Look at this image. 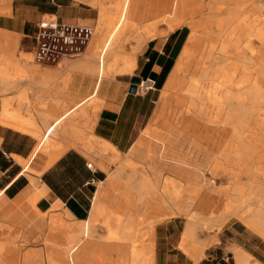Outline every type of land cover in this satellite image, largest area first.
<instances>
[{
	"label": "crops",
	"instance_id": "crops-1",
	"mask_svg": "<svg viewBox=\"0 0 264 264\" xmlns=\"http://www.w3.org/2000/svg\"><path fill=\"white\" fill-rule=\"evenodd\" d=\"M150 1H147L143 9L135 11L131 18L142 22L145 18L153 17L155 11H161L166 7L163 5L167 4L168 0L158 7L155 6L154 1ZM98 2L91 0L87 5L80 0H0V55L9 59L3 66L13 67L12 58L14 56V60L18 61L19 53L30 54L32 37L36 30L35 24L44 17L54 16L61 23L93 25L95 31L101 17ZM108 7L111 11H117L119 5L108 3ZM120 9L118 22L106 27L107 38H102L99 43L92 46L89 45L88 54L85 51L77 59L66 60L67 62H63L59 69H57L58 65L38 66L39 69H50L52 72L48 71L40 75L36 83L23 82L21 87L27 88V92L11 90L6 93L7 97L21 93L20 101L49 99L65 101L69 105L79 103L78 107H83V112L89 121L83 118L77 120V124L65 122L69 128L64 127L62 133L67 134L68 137L66 139L60 137L56 142L46 139L40 148L44 154H37L36 148L39 144L36 138L41 136L39 135L41 131L35 121L36 118L43 120V127L48 129L43 119L44 115L40 112L46 107L35 105L37 111L33 112L31 107L26 109L19 102L17 109L15 107L14 111H10L7 102H3L0 109V209L3 213L11 209L29 210V217L45 213L49 217L51 224L49 229L52 233L55 229L59 233L69 230L68 234L56 238L60 241H57L58 243L63 244L62 246H49V243H46L51 252L49 255L51 264H123L124 253L117 244H114L113 253L109 256L106 252H102L104 256H101L102 260L98 262L97 253L102 249L87 238L94 221L99 218L108 219V213L100 200L108 188V182L103 184L106 174L102 169L93 165L91 169L85 167L84 163L87 159L82 152L88 151L89 145L90 149L99 156L107 153L112 159H118L119 153L129 152L135 146L136 133L141 127L147 124L143 134L156 135L158 125H163L168 118L174 100L178 101L179 107L184 108L180 94L188 97L181 88L186 73L175 75L176 63L191 34L190 32L187 35L181 27L161 37L159 36L162 31L157 29L158 33L155 36L148 38L150 40L146 39L144 43L148 41L142 44V48L139 51L135 50L134 67L130 74L115 75L112 80L98 78L101 77L106 65V60H102L101 55L103 54L104 57L108 53L111 57L113 53L117 54L114 46L123 44L129 30L137 33L140 29L127 27L124 22L126 9L124 7ZM147 32L141 37H146ZM134 47L135 45L132 46V50ZM122 64L114 62L110 71L115 73L114 70ZM32 66L37 65L32 63ZM91 66L99 67L102 70L100 75H93L96 70L87 68ZM31 73L34 77L38 75L35 70ZM49 74H51L50 79L47 78ZM64 75L68 78H61ZM132 76L138 77L143 83L152 82L151 89L144 94H129L127 89ZM60 78L61 81L66 82L65 87H61ZM15 84L16 82L7 79V76L0 74L1 90L11 89ZM50 84L52 90L49 98L42 96V90ZM95 86V96L99 101L93 104V109L101 107L92 123L87 101L93 94ZM143 86L145 87L146 84ZM81 101L83 103H80ZM61 104L57 105L58 109H65ZM20 109L23 111L29 109L31 115L27 118L23 115L21 118L17 113ZM152 122H157L156 128L153 127ZM86 123L90 125L89 129L83 128ZM76 130L82 134L83 143L75 140L74 137L79 136ZM119 164L121 168L133 165L128 157L120 159ZM184 166L183 168H187ZM136 172L139 171L133 174ZM118 173L119 169L110 174L117 176ZM183 177L187 178L186 175ZM177 183L171 179L163 183L161 196L164 207L151 209L152 215L146 222L147 229L144 234L138 235L133 240L129 219L119 225L115 217L114 225L110 227L108 235L105 231H100V235L108 236L109 240H100V242H138L142 245L141 251L136 249L135 254L129 253L137 257L138 261L134 264H197L199 261L204 264H264V239L238 219L224 221L220 230L214 235L195 232L193 239L184 236V234L192 235L194 232L188 223L194 221L192 217L184 222V227L183 224H179L180 221L175 216L165 220H162L164 217L159 219L168 212V208L171 207L170 202L175 200L180 184ZM132 188L139 192V195L143 194V190L156 189L145 181L144 177L137 179ZM137 201L141 202L142 198L139 196ZM154 201L156 203L155 199ZM176 211L180 212L179 209ZM192 215L194 217V213ZM67 219L72 220L73 224ZM194 222L196 227H202V223L198 220ZM42 224L44 223L40 219L33 223L36 227ZM33 254L38 256L39 251L23 256L22 264H28L29 256ZM30 261L34 259L31 257ZM35 264H38V261L35 260Z\"/></svg>",
	"mask_w": 264,
	"mask_h": 264
},
{
	"label": "rangeland",
	"instance_id": "rangeland-1",
	"mask_svg": "<svg viewBox=\"0 0 264 264\" xmlns=\"http://www.w3.org/2000/svg\"><path fill=\"white\" fill-rule=\"evenodd\" d=\"M80 1L88 5V1L91 0ZM147 1L150 0H137L135 6L130 7L131 0H100L101 6L106 9L102 32L103 38H107L105 33L106 27L118 22L120 7L126 9L124 22L127 27L140 29L137 33L129 30L124 37L123 44L114 46V51L117 54L113 53L111 57H103V54L101 55V59L106 60V65L103 68L101 77H98L99 79L112 80L115 75H118L110 71L113 66L112 64L114 62L121 64L125 60H128L131 54L135 53V51H132V46L135 45L134 40L152 37L148 34L146 37H141L151 28L155 29L156 34L158 33L157 29L162 31L159 37L180 27L187 35L191 32L187 26L181 25L182 18L174 19L171 17L176 0H168L167 4L163 5V7L166 5L164 9L155 11L152 15L153 17L145 18L142 22H138L134 18L132 19L131 17L136 13L135 11L143 9ZM152 1L155 2V6L157 7L165 2V0ZM259 1L262 7H259L257 14L240 13L243 22L255 21L259 25H264V19H262L264 15V0ZM204 2L203 5L212 2V0H204ZM108 3L118 4V10L111 11ZM91 8L97 11L95 7L91 6ZM203 13H206V11ZM127 17L129 18L128 20ZM192 17L196 20L203 18L202 15L197 16V14H194ZM226 17L227 14L219 13L211 24L209 22H202L204 28L198 29L197 35L200 40L195 54L198 52L197 55L201 56L211 53L209 59L211 60V65L216 64L217 66L231 68V72L235 74L232 80L239 81V78L243 77L246 80L244 85L247 88L251 86L260 88L262 102L260 103L259 100L257 103L247 102V120L242 128L238 130L241 137L240 140L235 138L234 122L236 118L232 110L226 106L218 109L217 106L212 104L214 99L218 100L221 98L222 92L217 91L215 93V91L204 88V91L199 93V96L195 98L180 94L183 98L184 104L182 105L184 108L179 107L178 101L174 100L168 118L163 125H158L156 135L147 136L143 134L147 124L141 127L136 133L135 146L129 152L119 153L118 159H112L107 153L99 156L88 145V151L82 152L83 156L93 166L105 172L106 179L103 181V184H107L108 182V188L100 198L105 211L108 213V219H97L87 233V238L91 239L102 249V251H98L97 253L98 262L102 260L101 256H104L102 252H106L107 256L113 253L112 247L114 244H117L124 253L123 264L127 262L134 264L138 261L137 257L131 255L132 253H136V249H140L141 251L142 245H139L138 242L129 243L121 241L115 243L100 242V240H109L106 235H108L110 227L114 225L115 217H117L116 220L119 222V225H122L123 222L126 223V219H129L128 223L131 225L130 231L133 235V240L138 235L144 234L147 229L146 222L152 215L151 209L153 207H164L161 195L163 193V183L168 179L180 184L175 200L170 202L171 207L159 219L164 217L162 220H165L166 218L175 216L180 221L179 224H183V227L185 226L184 222L188 221L190 217L194 221L198 220V222H201L202 227H196L194 221L188 222L194 232L192 235L184 234L187 238L193 239L195 232L214 235L220 230L222 223L228 219H238L246 226L244 220L247 219L248 210L250 209L260 211L264 217V38L258 39L256 37V30L243 32V26L237 27L234 21L230 22L228 28L223 27L226 23ZM95 37H97V32L94 35ZM143 45L137 48V51ZM220 49H225V51L221 53ZM88 53L89 49L87 50ZM6 61H9V59L0 55V74H4L7 76V79H11L16 84L13 88L6 91L0 89V109H2L3 102H7L10 111H14L15 107L17 109L19 102L26 109L31 107L33 112L37 111L34 107L35 105H44L46 107V109H41L40 112L44 115V118H42L48 129L46 130L43 127V120L36 118L35 121L41 131L39 134L41 136L36 138V142L39 144L36 148L37 154H44L40 151V148L46 139L56 142L60 137L64 139L68 137L67 134L62 133L64 127L69 128L65 125V122H76L77 124V120H82L83 118L89 121L85 112H83V107H78L79 103L69 105L65 101H52L49 99L47 101L26 99L20 101L21 93L28 91L26 90L27 88L21 87L23 82L32 81L36 83L40 75L48 71L52 72V70L39 69L38 66H32L30 54L19 53L18 61H15L13 56L12 61H14V66L11 68L3 66ZM63 62L67 61H62L57 66V69L62 67ZM197 62H200V60L198 59ZM236 67L239 69L237 72L234 70ZM87 68L95 69L96 73H93V75L96 76L100 75V71H102L96 66ZM34 70L38 73L35 77L31 73ZM64 77L68 78L67 75L61 78ZM185 77L186 79L181 85L183 93H185L188 85V75ZM61 78L59 79L61 87H65L66 82L61 81ZM11 90L20 91L21 93L14 97H7L6 93ZM51 90V84L47 85L42 90V96L49 98ZM92 93L87 101V108L90 109V117L93 123L96 113L101 106L95 110L93 109V104L99 101V98L95 96L96 86ZM199 98H203L204 100L202 107L200 106V102H198ZM80 103L83 102L81 101ZM50 104L53 106H50ZM60 104L65 109H58L57 105ZM26 109L25 111L20 109L16 112L21 118H23V115H26L25 117L27 118L29 109L27 113ZM227 116L231 119L230 123L223 122ZM31 118L34 119L33 117ZM152 125L156 128L157 122H152ZM89 126L86 123L83 125V128L89 129ZM76 131L79 136H75V140L83 143L82 134L78 130ZM125 157H128L133 165L128 168H121L119 160ZM182 165L187 166V168H183ZM117 169H119L117 176L110 174ZM183 169L186 171H183ZM135 171L139 172L133 174ZM185 175L186 179L183 177ZM142 177L156 189L143 190V194L139 195V192L135 191L132 186L136 183L137 179ZM252 188L259 192L255 195L259 200H249L236 211L228 209L229 204L233 200L235 190L240 189L244 196H248L252 192ZM139 196L142 198L141 202L137 201ZM204 198L208 199L202 203ZM198 202L199 205H197ZM199 206H201L200 215L193 217L192 214ZM176 209H179L180 212L176 211ZM29 213V210L19 211L18 209H11L7 213H3L0 209V264H22V257L35 251H39V255L33 254L31 256L34 261H30L31 257L29 256L28 264H35V260L38 261V264H51L49 261L51 252L48 247L63 245L58 243L60 241L56 240V238H59L60 235L68 234V229L62 233H59L55 229L52 233L49 229L51 224L47 214H37L36 218L35 215L29 217ZM38 219L42 220L44 224L36 227L33 223ZM67 221L73 224L72 220L67 219ZM100 231H105L106 235L102 237ZM256 234L264 239V233ZM47 242L49 246L46 244Z\"/></svg>",
	"mask_w": 264,
	"mask_h": 264
},
{
	"label": "bare ground",
	"instance_id": "bare-ground-1",
	"mask_svg": "<svg viewBox=\"0 0 264 264\" xmlns=\"http://www.w3.org/2000/svg\"><path fill=\"white\" fill-rule=\"evenodd\" d=\"M129 6L134 7L137 0H131ZM263 1V0H262ZM204 0H176L175 5L173 6V12L171 17L182 18L181 25L187 26L191 34L188 38L187 44L184 47L183 51L180 54V57L175 66V75L184 74L188 75V85L186 88V95L191 98H195L199 96V93L204 91V88L210 89L211 91L222 92L221 98L214 99L212 102L213 105L217 106L218 109H221L223 106L228 107L232 110L234 117L236 118L234 124L235 138L240 140V133L238 130L242 128V126L246 123V118L248 115V101L249 102H262V96L260 93V88L251 86L246 87L244 84L246 80L243 77L239 78V81L232 80L234 72H231V68H226L223 66H217L210 64V56L211 53H207L201 56H198V52H196V48L199 44L200 38L198 37V29L204 28L203 21L209 22L211 24L219 13L227 14L226 23L223 27L228 28L231 21L236 22L237 27L243 26V32H249L251 30H256V37L258 39L264 38V25H259L255 21H242L240 13L247 12L249 14H257L259 11V7H262V4L259 0H212V2L203 5ZM99 10H100V24L96 27L95 31L93 28V35L97 32V37H93L87 46L86 51L88 50L89 45L97 44L103 38V23L104 16L106 13V9L101 6V2H98ZM206 13H203L205 12ZM197 14V16L202 15V19L196 20L192 16ZM188 15V16H186ZM264 19V15L262 16ZM93 27V26H92ZM150 36H155L156 31L154 28H151L147 32ZM149 38V37H147ZM139 39L135 42V47L132 50L133 52L140 48V46L147 39ZM225 49H220V52L223 53ZM220 53V54H221ZM134 54H131V57L128 60H125L121 67L116 68L114 71L116 74L130 73L134 67ZM105 56L109 57L110 54L106 53ZM200 62H197V60ZM60 64V63H59ZM234 70L239 71L236 67ZM51 74L47 76L50 79ZM236 82V83H235ZM146 84L144 87L143 85ZM142 84V88L148 89L149 84ZM237 84V85H235ZM170 86V83H169ZM198 102H200V106L204 105L203 98H199ZM264 102V101H263ZM222 105V106H221ZM27 113V110H26ZM28 115H31V111L28 110ZM223 122L230 123V117H226ZM239 150V149H238ZM250 194L248 196H244L242 190H235L234 197L232 202L229 204L228 209L232 211L238 210L249 200H259L255 195L259 193L252 188ZM208 198H204L202 203L207 201ZM201 206H199L194 212V217L200 215ZM247 219L244 220L246 226L252 231L262 234L264 233V217L262 213L258 210L250 209L248 210ZM88 229V224L86 230ZM240 257V256H239Z\"/></svg>",
	"mask_w": 264,
	"mask_h": 264
},
{
	"label": "built area",
	"instance_id": "built-area-1",
	"mask_svg": "<svg viewBox=\"0 0 264 264\" xmlns=\"http://www.w3.org/2000/svg\"><path fill=\"white\" fill-rule=\"evenodd\" d=\"M33 44L30 48L31 62L39 67H55L64 60L77 59L87 49L93 35V27L80 23H61L54 16L39 19L35 24ZM143 81L136 86V93L144 94L151 89L142 88ZM92 168L88 160L84 163ZM197 264H204L199 261Z\"/></svg>",
	"mask_w": 264,
	"mask_h": 264
},
{
	"label": "water",
	"instance_id": "water-1",
	"mask_svg": "<svg viewBox=\"0 0 264 264\" xmlns=\"http://www.w3.org/2000/svg\"><path fill=\"white\" fill-rule=\"evenodd\" d=\"M141 80L138 77L132 76L129 79V86L127 89V92L129 94H135L136 93V86L140 84Z\"/></svg>",
	"mask_w": 264,
	"mask_h": 264
}]
</instances>
